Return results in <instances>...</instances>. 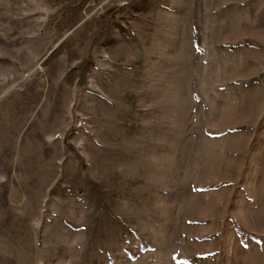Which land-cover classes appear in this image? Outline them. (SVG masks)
Instances as JSON below:
<instances>
[{"label": "rangeland", "instance_id": "374dc122", "mask_svg": "<svg viewBox=\"0 0 264 264\" xmlns=\"http://www.w3.org/2000/svg\"><path fill=\"white\" fill-rule=\"evenodd\" d=\"M264 0H0V264H264Z\"/></svg>", "mask_w": 264, "mask_h": 264}, {"label": "crops", "instance_id": "0c3cea01", "mask_svg": "<svg viewBox=\"0 0 264 264\" xmlns=\"http://www.w3.org/2000/svg\"><path fill=\"white\" fill-rule=\"evenodd\" d=\"M264 236V235H263ZM262 246H264V245H262Z\"/></svg>", "mask_w": 264, "mask_h": 264}]
</instances>
